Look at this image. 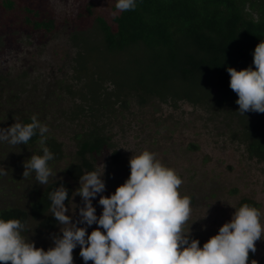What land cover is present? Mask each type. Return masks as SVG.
I'll return each mask as SVG.
<instances>
[{
	"label": "rangeland",
	"instance_id": "obj_1",
	"mask_svg": "<svg viewBox=\"0 0 264 264\" xmlns=\"http://www.w3.org/2000/svg\"><path fill=\"white\" fill-rule=\"evenodd\" d=\"M12 1L13 8L6 9L0 0V128L35 116L47 127L46 133L63 144L64 155L50 165L55 175L49 183L40 185L34 172L23 177L24 162L37 155L39 147L0 142V210L30 211L45 187L66 180L73 188L66 215L74 223L79 221L83 201L75 191L80 183L72 181L65 169L78 160L79 136L95 124L122 154L118 164L111 163V150H104L94 161L96 172L104 170L106 185L92 200L98 218L103 211L100 196L114 194L130 176V158L148 150L183 181L178 191L191 200V215L184 226L189 238L207 242L231 221L244 198L258 203L264 226V159L249 150L252 134L264 132V113L242 114L236 102L219 101L216 90L199 101L141 99L139 82L157 86L145 66L134 64L143 53L108 54L94 28L99 16L115 29L120 13L117 0ZM27 20H52L54 26L50 31L37 30ZM165 93L181 97L185 92ZM190 96L202 94L193 91ZM106 102L108 107L102 109ZM77 226L85 227L87 234L98 227L95 223ZM63 227L58 223L54 229H44L40 220L30 216L21 234L47 251L55 246L54 237H62ZM79 253L77 245L73 264H85ZM253 260L264 264V233L255 253H249L248 264Z\"/></svg>",
	"mask_w": 264,
	"mask_h": 264
},
{
	"label": "clouds",
	"instance_id": "obj_2",
	"mask_svg": "<svg viewBox=\"0 0 264 264\" xmlns=\"http://www.w3.org/2000/svg\"><path fill=\"white\" fill-rule=\"evenodd\" d=\"M115 7L121 12L134 10L136 0H117ZM253 64L254 69H227L230 88L238 96L236 103L242 114L264 113V40L254 49ZM37 130L43 154L32 155L24 162L23 177L34 172L38 184L47 185L55 174L48 164L54 156L45 146L46 126L35 116L31 123L15 122L0 128V142L27 145ZM129 165L130 176L114 194L100 196L103 211L99 218L92 200L106 189L104 170L80 176L75 195L82 198L83 207L79 208L80 220L76 223L66 215L68 189L60 184L50 193L52 215L66 227L61 229L62 237H54L55 246L47 251L26 241L21 234L24 225L19 220L0 219V264H73L77 245L85 264H248L249 253H255L256 242L264 233L257 208L243 204L201 248L199 240H189V233H185L191 200L180 195L178 189L183 181L175 170L163 165L148 150L132 156ZM77 223H95L98 227L87 234L86 228ZM251 264L257 262L253 260Z\"/></svg>",
	"mask_w": 264,
	"mask_h": 264
},
{
	"label": "trees",
	"instance_id": "obj_3",
	"mask_svg": "<svg viewBox=\"0 0 264 264\" xmlns=\"http://www.w3.org/2000/svg\"><path fill=\"white\" fill-rule=\"evenodd\" d=\"M4 4L6 9L14 6L12 0H4ZM27 21L37 30L50 31L54 26L52 20ZM115 24L113 29L103 17L97 16L94 28L101 35L104 51L108 54L143 53L137 61L134 59V64L145 66L157 85V88H151L139 82L136 89L141 91L140 97L144 101L150 96L163 100L187 98L199 101L216 90L219 101L236 102L238 96L230 88L227 69L255 68L254 49L264 40V0H136V8L120 11ZM177 89L185 93L181 97L165 93ZM193 91L202 94L201 98L191 97ZM121 99L119 97L112 103ZM106 104L103 103L101 108L108 107ZM90 110L92 117L93 109ZM31 118L24 117L22 124L31 123ZM101 131L94 124L79 136L78 160L65 169L72 181H80L83 174L96 171L94 161L104 150L112 151V164L120 162L121 152ZM252 137L250 152L264 159V132L252 134ZM40 139L37 130L27 143L39 147L37 155L43 154ZM44 139L45 146L54 156L48 162L50 166L63 158L64 148L55 136L44 133ZM60 184L68 189L69 197L65 201L68 205L73 195L72 185L69 181L57 180L45 187L30 205V211L18 207L5 208L0 210V219H17L25 226L31 216L40 220L44 229H54L58 222L51 213L49 196ZM245 203L258 208L257 202L247 198L241 200L238 208ZM192 239L199 240V246L203 247L202 239L189 238Z\"/></svg>",
	"mask_w": 264,
	"mask_h": 264
}]
</instances>
